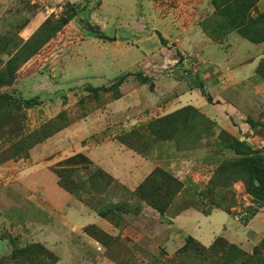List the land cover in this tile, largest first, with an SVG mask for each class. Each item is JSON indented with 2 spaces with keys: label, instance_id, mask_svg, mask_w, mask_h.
Returning a JSON list of instances; mask_svg holds the SVG:
<instances>
[{
  "label": "rangeland",
  "instance_id": "rangeland-1",
  "mask_svg": "<svg viewBox=\"0 0 264 264\" xmlns=\"http://www.w3.org/2000/svg\"><path fill=\"white\" fill-rule=\"evenodd\" d=\"M0 78V264H264V0H0Z\"/></svg>",
  "mask_w": 264,
  "mask_h": 264
},
{
  "label": "trees",
  "instance_id": "trees-1",
  "mask_svg": "<svg viewBox=\"0 0 264 264\" xmlns=\"http://www.w3.org/2000/svg\"><path fill=\"white\" fill-rule=\"evenodd\" d=\"M78 1H92V0H78ZM125 79V74L118 75L116 77V84L119 85ZM3 83V80L0 78V85ZM117 85L114 86L113 92L117 94ZM192 86L199 90L202 89V85L199 82H192ZM95 88H91L94 91ZM206 99L209 100V96H206ZM227 148H230L232 152L239 156L234 162V166H237L238 169L244 174V190L246 195L249 197L250 204L244 208V211L247 213V216L240 220L242 225H245L247 221L253 217L257 211L264 205V167L262 165L261 159L256 154L254 150H251L244 142H241L237 139H233ZM75 157V156H74ZM74 157L65 159L68 161ZM76 157H80L76 156ZM59 170H56V174L59 176ZM151 176V175H150ZM61 187L66 190H69L62 183H59ZM155 207V206H154ZM156 209H158L156 207ZM100 217H105V214L98 212ZM190 237H188V240ZM219 241L218 239H216ZM262 242V241H261ZM227 252H231L235 256H244L245 254L238 250V248L230 244L227 246ZM253 253H257V246L254 247ZM245 261L250 262V255L246 256Z\"/></svg>",
  "mask_w": 264,
  "mask_h": 264
},
{
  "label": "crops",
  "instance_id": "crops-1",
  "mask_svg": "<svg viewBox=\"0 0 264 264\" xmlns=\"http://www.w3.org/2000/svg\"><path fill=\"white\" fill-rule=\"evenodd\" d=\"M197 239H199L201 241V243H204L203 242L204 240L205 241H208L209 240V236H204L203 234H200V235H198V238Z\"/></svg>",
  "mask_w": 264,
  "mask_h": 264
}]
</instances>
